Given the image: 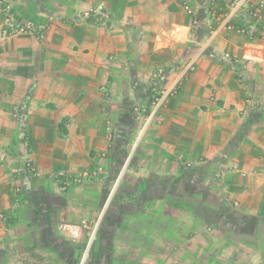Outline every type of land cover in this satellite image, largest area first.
Returning a JSON list of instances; mask_svg holds the SVG:
<instances>
[{
	"label": "crops",
	"instance_id": "0c3cea01",
	"mask_svg": "<svg viewBox=\"0 0 264 264\" xmlns=\"http://www.w3.org/2000/svg\"><path fill=\"white\" fill-rule=\"evenodd\" d=\"M231 1L0 0V264H264V16Z\"/></svg>",
	"mask_w": 264,
	"mask_h": 264
},
{
	"label": "built area",
	"instance_id": "2783aa9c",
	"mask_svg": "<svg viewBox=\"0 0 264 264\" xmlns=\"http://www.w3.org/2000/svg\"><path fill=\"white\" fill-rule=\"evenodd\" d=\"M186 9L189 13H191L192 8L190 7V5H187ZM244 14L250 15L252 18V20L248 23L246 30L247 34L253 37L257 34L259 28L258 21L262 20L264 16V0H232L227 6V10L223 18V27L232 28L234 20L241 18L242 16H244ZM101 15L102 19L105 18V23L109 21V16L106 13L101 12ZM35 29L36 26L33 20H25L20 22L14 17L10 8H6V13L2 25V32L4 36H9L17 33H31L34 32ZM40 37L43 38L44 35L40 33ZM174 89L175 87L169 88L167 92H161V95L156 98V100H154V110L160 109V107L163 105L167 97L172 93ZM26 168L33 174H38V171L33 166L32 160L30 158L26 160Z\"/></svg>",
	"mask_w": 264,
	"mask_h": 264
},
{
	"label": "rangeland",
	"instance_id": "374dc122",
	"mask_svg": "<svg viewBox=\"0 0 264 264\" xmlns=\"http://www.w3.org/2000/svg\"><path fill=\"white\" fill-rule=\"evenodd\" d=\"M6 6H8V5H6ZM9 8L11 10V7H9ZM84 15H86V14H84ZM17 20L21 22V21L31 20V19L19 20L17 18ZM99 20L102 23V22H104L105 18L102 19V15L99 14ZM35 26H36V22H35ZM31 33H34V32H31ZM31 33H17V34H12L9 36H4L3 32H2V36H3V38H9L12 36H17V35H21V34H31ZM176 89H177V87H175V89L172 91V93L167 98H169L172 94H174ZM159 96L160 95L157 94L154 97V100H156V98H158ZM163 117L164 116H163V112L161 109L145 110V111L141 110V111L135 112V118H136L137 122H136V130H135L134 136L132 138V142H131V149L126 154L124 164L121 167L122 171L119 175L118 180L115 181L116 183H118L119 179L121 181L122 177L125 175V172H127V168L130 165L131 160H132L133 152L140 146V143L142 142L144 136L148 133L149 129L153 125H161L163 123V119H164ZM137 123H138V125H137ZM107 129H108V132L110 134L111 127L109 125H108ZM98 170L100 171V168ZM89 177H90V171L87 169L80 170L77 172H69V171H65V170H60L59 172H57L55 174V178H56V180H58L60 182V188L63 191L68 190L70 187H72L74 185L81 184L82 182H84Z\"/></svg>",
	"mask_w": 264,
	"mask_h": 264
}]
</instances>
